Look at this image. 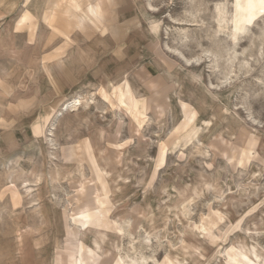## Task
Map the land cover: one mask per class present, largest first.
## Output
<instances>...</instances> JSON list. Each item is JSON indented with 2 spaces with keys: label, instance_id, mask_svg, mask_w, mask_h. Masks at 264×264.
<instances>
[{
  "label": "rangeland",
  "instance_id": "obj_1",
  "mask_svg": "<svg viewBox=\"0 0 264 264\" xmlns=\"http://www.w3.org/2000/svg\"><path fill=\"white\" fill-rule=\"evenodd\" d=\"M99 2L0 0V264H264L249 0Z\"/></svg>",
  "mask_w": 264,
  "mask_h": 264
},
{
  "label": "snow or ice",
  "instance_id": "obj_2",
  "mask_svg": "<svg viewBox=\"0 0 264 264\" xmlns=\"http://www.w3.org/2000/svg\"><path fill=\"white\" fill-rule=\"evenodd\" d=\"M73 7H75V0H73ZM237 7L239 8L240 5L237 4ZM247 9L249 12V15L247 17L246 23L252 24L253 21H256L259 25L262 31H264V0H249V3L247 4ZM259 15V20L257 19V16ZM27 19V17H25ZM156 25H153V30H156ZM19 30V29H18ZM187 107V106H186ZM203 231V229H201Z\"/></svg>",
  "mask_w": 264,
  "mask_h": 264
},
{
  "label": "crops",
  "instance_id": "obj_3",
  "mask_svg": "<svg viewBox=\"0 0 264 264\" xmlns=\"http://www.w3.org/2000/svg\"><path fill=\"white\" fill-rule=\"evenodd\" d=\"M109 0H100L99 3L95 4V5H90L88 8V12L87 15L85 13H83L79 18H78V24L79 25H84L85 22L90 21L91 23L93 22L92 18L95 19H99L97 17H101L102 14V9L104 7V5L108 2ZM75 7L80 8V5L78 3V5H76Z\"/></svg>",
  "mask_w": 264,
  "mask_h": 264
},
{
  "label": "bare ground",
  "instance_id": "obj_4",
  "mask_svg": "<svg viewBox=\"0 0 264 264\" xmlns=\"http://www.w3.org/2000/svg\"><path fill=\"white\" fill-rule=\"evenodd\" d=\"M94 95V94H93ZM76 102H77V100H74V102L72 103L73 104V106H71V107H75L76 106ZM80 104V103H79ZM78 107V106H77ZM83 180V182H84V184L85 183H87V179L86 178H83L82 179ZM84 191H83V194H85V192H86V186H84ZM98 243V242H97Z\"/></svg>",
  "mask_w": 264,
  "mask_h": 264
}]
</instances>
